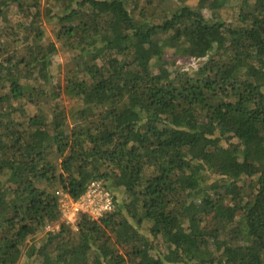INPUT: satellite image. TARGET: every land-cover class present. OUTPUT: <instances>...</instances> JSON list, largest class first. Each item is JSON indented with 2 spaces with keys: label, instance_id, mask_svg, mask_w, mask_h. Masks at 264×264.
I'll list each match as a JSON object with an SVG mask.
<instances>
[{
  "label": "trees",
  "instance_id": "obj_1",
  "mask_svg": "<svg viewBox=\"0 0 264 264\" xmlns=\"http://www.w3.org/2000/svg\"><path fill=\"white\" fill-rule=\"evenodd\" d=\"M171 1L0 0V264H264V0Z\"/></svg>",
  "mask_w": 264,
  "mask_h": 264
},
{
  "label": "built area",
  "instance_id": "obj_2",
  "mask_svg": "<svg viewBox=\"0 0 264 264\" xmlns=\"http://www.w3.org/2000/svg\"><path fill=\"white\" fill-rule=\"evenodd\" d=\"M59 218L62 223L76 229L78 217L86 215L97 220L113 209V196L100 181L91 182L86 190L76 199L68 193L56 191Z\"/></svg>",
  "mask_w": 264,
  "mask_h": 264
},
{
  "label": "rangeland",
  "instance_id": "obj_3",
  "mask_svg": "<svg viewBox=\"0 0 264 264\" xmlns=\"http://www.w3.org/2000/svg\"><path fill=\"white\" fill-rule=\"evenodd\" d=\"M41 1H42V6H45L46 4H48L47 0H41ZM174 1L175 0H172L171 2H174ZM70 2H71V0H59V3L62 4V5L68 4ZM172 5H174V3ZM237 12H238V1L237 0H233L231 2L230 11L225 10V12H224L225 16H226L225 19L227 21H230L231 17L233 16L232 22H235L236 21V17H237ZM204 14H205V17H211L212 16L211 11H204ZM9 19L11 20L12 17H10ZM45 29H46L47 34H49V37H47V40H51L52 39L51 27L49 25H46ZM68 57L69 56H68L67 53H65L64 51L59 49V51L56 54V56H55V58L53 60V63H52L53 81L59 80V82L62 83L63 71H64V68H65L64 64L67 62ZM27 108H28V110H30V112H32V110H33L32 107L27 105ZM218 178H219V176L217 174L209 172V171H206L205 172V182H204V184H211V183L215 182ZM251 181H253V179ZM61 221L62 220L59 218L56 222H51L50 224L45 225L43 227L42 231L37 233L32 238H28V241L26 242L28 246L26 247V250L24 251L23 256L18 261V264H36L35 257L28 255L30 250H33V248H35V247L31 248V246H38L40 244L41 240H43L45 232H47L49 230L56 231L57 229H59V225L62 223Z\"/></svg>",
  "mask_w": 264,
  "mask_h": 264
}]
</instances>
